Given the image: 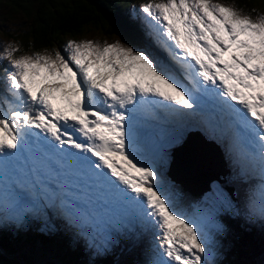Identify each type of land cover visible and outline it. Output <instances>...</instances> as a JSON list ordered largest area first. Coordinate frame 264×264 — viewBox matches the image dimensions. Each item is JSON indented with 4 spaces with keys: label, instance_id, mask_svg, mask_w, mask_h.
I'll return each instance as SVG.
<instances>
[{
    "label": "snow or ice",
    "instance_id": "obj_1",
    "mask_svg": "<svg viewBox=\"0 0 264 264\" xmlns=\"http://www.w3.org/2000/svg\"><path fill=\"white\" fill-rule=\"evenodd\" d=\"M140 12L162 60L121 41L68 40L67 56L59 50L17 56L18 47L3 48L0 159L32 147L55 154L125 202L127 210L103 225L106 242L140 222L156 229L153 264H215L213 232L222 225L208 212L192 219L176 211L164 157L157 154L161 167L138 159L134 117L142 109L199 117L213 131L230 133L240 154L264 166V15L212 0H148ZM201 98L213 102L220 123L210 124ZM45 212L81 228L90 222L73 217L63 200L0 199V223L22 225ZM258 212L264 217V203Z\"/></svg>",
    "mask_w": 264,
    "mask_h": 264
},
{
    "label": "trees",
    "instance_id": "obj_2",
    "mask_svg": "<svg viewBox=\"0 0 264 264\" xmlns=\"http://www.w3.org/2000/svg\"><path fill=\"white\" fill-rule=\"evenodd\" d=\"M135 1L0 0V6L4 5L10 12L23 17L20 24H6V29L2 24L4 19L0 20V35L3 33L8 42L13 41L23 47L24 55H32L37 51L45 53L48 50L53 54L59 50L63 55L68 40L87 34H93V40L99 42L120 38L136 49L138 38L142 39L137 27L140 13L138 7L133 6ZM215 1L229 4L252 16L264 11V0ZM6 65V60H0V77H3ZM1 82L2 79L0 86ZM222 147L228 152L226 142ZM241 189L238 193L240 206L237 203L235 207L238 215L226 221L227 229L224 236L220 237L221 241H225H222L218 249L220 254H224L216 264H264V225L259 227L245 219L244 212L250 211V205L247 194ZM191 200V197H185L184 206L192 203ZM41 223L39 219H31L30 225H35V228H15L16 233H19L16 236H13L16 234L12 232L13 228H0V264H138L132 255L127 254V245L102 255L101 252H91L92 249L87 251L85 241L75 231L70 235L65 231L58 234L43 229L45 232L39 234L37 229H40ZM27 228L32 230L26 232ZM94 253L99 255L92 256Z\"/></svg>",
    "mask_w": 264,
    "mask_h": 264
},
{
    "label": "rangeland",
    "instance_id": "obj_3",
    "mask_svg": "<svg viewBox=\"0 0 264 264\" xmlns=\"http://www.w3.org/2000/svg\"><path fill=\"white\" fill-rule=\"evenodd\" d=\"M147 2H148V0H137V1L133 2V6L138 7V10L140 12L141 5L144 4V3H147ZM157 2H158V0H157ZM212 2L213 3H220L222 5L231 7V5L225 4V3L220 2V1L212 0ZM260 15H264V11H260ZM3 19H4V22H2V24H3V27L5 29H6V27H5L6 24H8L9 26H12V25L20 24V22L23 21V17L20 14L14 13V12H10L8 10V8L6 6H4V5L3 6H0V20H3ZM145 19L146 18L144 16V14L140 12V19L137 20V27H138V29L140 31L139 32L140 37H142V34L143 35L145 34V36H144V39L141 38L142 40H140L138 38L139 45H138V47L136 49L137 50L146 51L149 54H151L154 58H156L157 60H162L164 58V53L162 52V50L158 47V45L156 43H154V42L153 43H150L149 42V39L152 36L150 35V29H149L148 24L146 23V20ZM0 37H2L1 38V41L2 42L0 43V52L3 51V48L5 46L11 44V45H14V46H16V47L19 48L18 56H19L20 53L22 55L26 54V53H24V51L22 49L23 47L21 48L18 43L13 42V41L11 43L8 42L7 39L4 37L3 33H1ZM96 37H99V36H96ZM93 39H94L93 38V34H87V35L81 36L79 38H75L74 40L81 41V40H93ZM95 40H97V39H95ZM104 41H107L108 43H111V42L114 43L116 41H121L124 44H126L120 38L114 39L113 41L103 40V42ZM47 53L53 54L51 50H48ZM156 53H157V55H159V57H155V54ZM63 55L67 56V54H65V53ZM7 65H8V62H7ZM158 119H160V118H158ZM160 121H161V119H160ZM158 134L161 136V138H162V140L164 142V143H162L160 145L161 152H163L167 158H169L171 156L172 157H177L176 158V162L182 161L183 167H188L189 170H190V172H191V174H190V173L185 172L183 170V168L180 169V171H183L184 174H186V179L185 178L184 179H181L180 178L181 181H184L185 183H188V181H189V175L193 176V174H194L195 171H197L200 174V177L195 178L196 181L198 182V184H203V183L207 182L206 180H208V179H212L213 180V183L211 185V191H209L211 193H204V195H203L204 197L201 196V198H200V201L201 202H199L196 205L195 214L194 215H191L189 217L190 218L195 217V216L199 215L200 212H208V213H211L215 217L216 221L220 225H222V230L221 231H219V232H215L214 231L213 232V238H214L215 242L217 243V236L219 234H223L226 231V229H227L226 221H228L229 218H232V217L235 218L236 217V213H237L236 208L234 207V204L237 203V200L235 202V197L232 196L231 192L227 189V187H225L223 189H218L216 186H214V180H215L214 174L216 172H224V170H225V167H224L222 161L220 160L219 155L212 153L207 148H203V149H201L198 152V154H199L198 157L197 158H194V157H192V150L188 147L187 143H185L183 137H179L178 135H175L173 132H169V131H166L164 129L161 130ZM174 136L175 137L178 136L181 139V141L179 142V145L183 144V141H184L185 146H186V150H185L186 152H184V155L178 154L176 151H174V148L175 147L174 148L172 147L173 150L172 149L170 150V149H167L166 148L170 144H174V143L177 142V139H175ZM212 136H214V134H212L210 137H212ZM193 138L196 141L203 142L202 139L200 140V139H198L195 136ZM169 140H171V141H169ZM168 150H170V151H168ZM166 151H168V152H166ZM238 153H239V151H238ZM167 158H166V163L168 161ZM181 158H182V160H181ZM191 162H193V163H191ZM248 165L249 166H252L254 164L251 161H248ZM251 170H249V171H251ZM180 171L178 169H176L175 172L176 173H180ZM217 177L218 178L219 177L223 178L224 175L222 173L221 176H217ZM166 181H167V179H166ZM200 187H202V185H200ZM259 189H260V187H258V190ZM188 193L189 192H187V191H183V194H188ZM14 195H12V196H14ZM12 196H6V199L7 198H10ZM42 198H43V200L45 199L44 197H42ZM50 198L52 199V197H50ZM0 199H1V196H0ZM34 199L35 200H38V197L37 196H34ZM43 200H38V201L43 202ZM256 208L259 209V206H257ZM255 213L258 214L259 212L258 211H255ZM225 214H226V218H225ZM48 215H49V213L48 212H45V214L42 216V218H46ZM32 217L35 218V217H41V216H32ZM252 217H253V219H254L255 222L261 221V223H259L257 226L260 227V226L264 225V219H261L260 220V219H256L254 216H252ZM3 223H5V226L2 227V229H4L5 227H11V228H13V230H12L13 233H16L17 232V229H19L21 227L24 228V225H25V223H23L22 225H20V224H13L12 222L7 221V220H4ZM48 224L51 227L56 228V229L58 227L57 224L54 223V222H50ZM15 228H17V229H15ZM32 228H35V225H33ZM43 229H46V225L45 224L41 227V229H37V232L39 234H43L45 232V231H42ZM31 230L32 229L27 228L26 229V232H30ZM75 230L76 229L74 228V226H72L71 229L70 228H64L63 231H65V232H67L68 234L71 235V234L74 233L73 231H75ZM56 232L59 234L62 231L56 230ZM98 232H101L104 235V241L107 240L106 233L104 231V227L101 226L100 229L98 230ZM18 234L19 233H16L13 236H16ZM77 235L79 237H81L80 239H82V240L86 238L85 235H83L81 233H78L77 232ZM129 235L130 236H128V237H131V238H134L135 237L136 230H134V227H133V229L131 231H129ZM79 237H75V238H79ZM91 242H93V241H91ZM103 244L105 245V247H102V248L105 249V250H104V252H101L102 255H104L106 253H111L109 251H114L112 248L113 247L114 248L116 247L117 242L111 236V242H104ZM218 248H219V246H216V253L217 254L214 257V260L216 261V263L219 262V259L218 258H221L223 256V254H220V252L218 251ZM98 255H99L98 253L92 254V256H95V257L98 256ZM145 255H146V253H144L142 251V255L141 256L144 257Z\"/></svg>",
    "mask_w": 264,
    "mask_h": 264
},
{
    "label": "bare ground",
    "instance_id": "obj_4",
    "mask_svg": "<svg viewBox=\"0 0 264 264\" xmlns=\"http://www.w3.org/2000/svg\"><path fill=\"white\" fill-rule=\"evenodd\" d=\"M158 118H160L161 119V121H160V119H158ZM154 120H157V121H160V122H163L164 121V116L163 115H159V117H154L152 120H150L149 122H148V124L149 125H151V124H153V122H154ZM187 120V119H186ZM175 137V136H174ZM175 139H177V142L176 143H174V144H170L169 146H167L166 148L167 149H172V147L174 148V150L177 152V153H184V152H186L185 150H186V146H185V143L183 142V144H181V145H179V142L181 141V139L179 138V137H175ZM167 141V140H166ZM178 145V146H177ZM161 148V147H160ZM170 150H168V151H170ZM168 151H166V152H168ZM182 156V155H181ZM183 157V156H182ZM214 157V156H213ZM181 160H182V158H181ZM212 160V159H211ZM197 161V160H196ZM182 162V161H181ZM198 162V161H197ZM191 163H193V162H191ZM211 170V169H210ZM37 188L40 190V191H42V192H47V193H49V195L48 196H50V197H52V193H53V190H52V188H50V187H48L47 185H46V183L45 182H43L42 180H40V183L38 184V186H37ZM30 194H31V192H30ZM42 197H44V198H46V195H43ZM201 202V201H200ZM225 218H226V214H225ZM230 227V226H229ZM229 234V233H228ZM227 237V236H226ZM229 237V236H228ZM227 239H229V238H227ZM224 240V239H223ZM222 240V241H223ZM225 241V240H224ZM227 243V242H226ZM228 244V243H227ZM227 246V245H226ZM223 247V246H222ZM221 249V248H220ZM223 249V248H222ZM221 249V250H222ZM225 249V248H224ZM232 251V250H231ZM223 252V251H222ZM234 253V252H233ZM224 254V253H223ZM222 256V255H221ZM234 256V255H233ZM223 257V256H222Z\"/></svg>",
    "mask_w": 264,
    "mask_h": 264
}]
</instances>
